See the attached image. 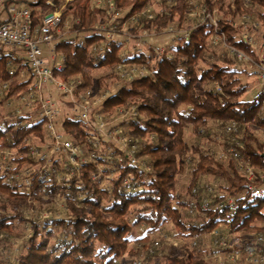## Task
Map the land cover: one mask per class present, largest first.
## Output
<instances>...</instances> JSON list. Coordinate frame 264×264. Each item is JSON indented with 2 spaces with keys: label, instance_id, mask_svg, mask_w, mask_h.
<instances>
[{
  "label": "trees",
  "instance_id": "1",
  "mask_svg": "<svg viewBox=\"0 0 264 264\" xmlns=\"http://www.w3.org/2000/svg\"><path fill=\"white\" fill-rule=\"evenodd\" d=\"M55 1L64 4L62 25L70 16L72 28L80 34L55 43L54 52L60 53L62 60L60 67H52L54 76L64 80L79 78L77 87L92 89L94 94L105 87L107 78L114 77L108 73L94 79L91 71L96 67L111 69L117 63L138 64L146 72L131 81H122L101 101L97 110L94 109L95 113H110L116 107L129 109L128 117L108 128L113 132L112 140L100 138L101 144L109 148L95 157L90 158L92 148L88 144L93 134L90 128L95 126L62 118L64 133L81 147L86 161L73 167L68 182L58 186L66 196L68 214L42 225L30 221L31 234L23 242L15 264H119L117 259L137 255L138 249L144 248L147 257L162 253L158 264H207L199 250L186 245H171L166 252L157 251L159 242L149 236L167 223L184 238H199L208 233L219 236L220 225L233 231L264 233V185L260 181L255 183L263 187L261 194L248 190V181L237 166L239 157L253 167L264 169V143L249 128L255 124L264 129V115L260 113L264 106V84L254 96L243 98L248 85L238 76L240 68L227 53H216L209 44V39L218 35L227 47L256 59L255 49L241 38V26H236V19L240 21L244 15H255L264 27V0H200L202 22L188 27L187 36L179 35L172 54L156 52L158 56L155 57L152 52H145V46L142 52L134 50L131 56L123 57L120 53L123 43L115 38L106 39L105 33L96 28L100 19L108 16L103 6H96L92 0ZM158 2L160 10L147 17L144 11L154 0H114V14H122L114 21L120 27L136 18L142 22L141 27L156 32L175 22L177 27H183L191 7L189 0ZM29 5L32 27L37 24L41 12L53 11L56 7L46 0H35ZM73 39L81 44H73ZM1 51L4 53L0 56V83L9 82V87L0 97V103L28 93L31 87L30 77L18 78V70L9 74L10 67H20L15 51ZM208 83L215 87L201 91L196 88ZM231 121L238 125L237 133L225 130ZM213 124L233 137L225 145L234 147L239 156L229 153V158L218 159L202 148L201 141L209 137ZM187 128L196 139L194 143L185 140ZM241 131L243 137L237 138ZM31 135L37 136L41 148L46 144L48 135L42 119L31 120V114L20 112L0 115V153L5 152H1L5 148L15 149L10 158V162L15 163L0 165V234H12L14 219L26 221L17 212L13 216L7 214V207L15 210L30 199H41L45 193L54 194L55 175L67 174L70 168L66 162L54 161L50 168L54 172L44 173L45 160L30 153L38 146L28 142ZM122 136L130 138L131 142L122 146L119 141ZM135 144L138 146L136 158L146 157L147 167L138 162L125 164L116 160ZM1 157L2 154L0 162L3 161ZM22 165L28 174L19 178ZM189 166L186 192L190 196L185 198L177 191L178 175ZM47 175L50 176L48 180ZM207 175L221 180L223 185L219 189L223 193L204 208L200 195L192 194L195 196L192 202L190 193L201 177ZM24 178L29 184L23 182ZM50 180L53 183L47 184ZM229 197L233 198L230 204L227 203ZM188 211H194L192 218L198 220L193 223L187 220L190 218ZM136 230L141 233L137 234ZM131 243H142V246L134 250L130 248ZM248 244L236 247L245 251ZM0 264L9 263L0 258Z\"/></svg>",
  "mask_w": 264,
  "mask_h": 264
},
{
  "label": "rangeland",
  "instance_id": "2",
  "mask_svg": "<svg viewBox=\"0 0 264 264\" xmlns=\"http://www.w3.org/2000/svg\"><path fill=\"white\" fill-rule=\"evenodd\" d=\"M159 0L155 1L154 3H151L147 9L144 11L146 14H151V16H154L156 12L160 10L159 6ZM190 2L192 5H190ZM200 0H189V5L191 6L186 13L183 27H177L176 22L169 24L166 28H164L160 32H156L154 29H147L144 27H141L142 22H140L138 19L134 18L131 20H128L124 22L120 27H118V22L114 21L115 17L121 16L122 14H114V20L111 23L116 26L114 31H110V33L113 34V38L116 40L122 42V48L120 50V53L123 57L131 56L134 54V43L136 41H143L145 43L144 50L148 53V51L152 52L153 56H158V53H165V54H172L174 51V48L178 42L179 35L181 33H184L187 31L188 27H191L195 24H198L202 22L203 20V14H202V7L201 4L199 5ZM56 5V8H62L61 2H53ZM101 5V4H99ZM196 6V7H195ZM143 12V13H144ZM109 18L106 19L101 18L100 21L97 23L98 26L100 25H106L109 26L108 22ZM211 21L215 22L213 18H211ZM245 22L247 26V35L251 38V45L255 49L257 58L254 59L252 57H249L245 55L244 58H239V53L242 51H235L232 48L227 47L223 40L218 35H213L209 39L210 49L213 50L216 53H227V55L234 61L236 66L240 68L241 72L238 74L239 78L243 83H246L248 85V89L246 90L245 94L243 95V98H251L254 96L260 87L263 85L260 78H259V68L262 65V58H264V27L261 25L260 21L256 18L255 15L248 16L247 19L240 18V21L238 18L236 19V26H241V24ZM66 24V25H65ZM65 24L61 27V31L68 30V32L65 33L68 37H73L75 35H79L80 33L77 32L74 28H72L73 20L70 16L67 17ZM110 25V27H111ZM135 29V30H132ZM63 36V35H62ZM61 38V37H59ZM58 38V39H59ZM57 39V40H58ZM44 48V46H43ZM43 52L46 53V57H48V65L49 67L56 66L61 63V54L55 53L51 50L49 46H46V48L43 50ZM158 52V53H156ZM119 63L115 64L111 69H107L104 67H96L91 71L92 77L95 79L99 76H104L108 73H112L114 77H109L105 80V87L100 88L98 92L92 93V89H85L80 90L78 87L76 90V98L73 100H77L76 107L81 102V94H84L86 91H90L91 95L88 97L87 101L90 104V116L95 114L94 109L98 108L101 101L104 100V98L109 95V93L115 91L119 85L122 83V81H131V77H127L126 79L121 78L120 71H127L128 76L132 73L130 70L135 67V65H125V68L122 67L121 69H118ZM136 67H141L142 65L136 64ZM133 66V67H132ZM120 70V71H119ZM146 72V70H145ZM20 79H24L25 77H20ZM56 79H61L59 77H56ZM75 77H69L68 79H65V81L70 82H76L79 81V78L74 80ZM129 78V79H128ZM64 80V79H61ZM215 84L208 83L206 85H198L196 88L201 91L204 88H214ZM49 87V88H46ZM49 89V90H47ZM218 90V88H216ZM79 92V93H78ZM43 94L47 97H50L53 102L58 106L60 110V117L59 122L57 123V130L61 133H63L65 138H69L66 136L62 129L61 120L62 117L67 114L68 112H71V109L74 107V103L72 100H70L69 97H64L62 94L57 91L52 85H46L43 90ZM43 95V96H44ZM79 95V96H78ZM66 98V99H64ZM128 107H116L114 108L110 113H98L100 116L101 121L104 123V132L105 130H108V128L111 127L112 124L116 123L117 121L121 120L122 118L128 117ZM97 110V109H95ZM28 113L31 114V120H35L39 117V105L37 104V101L29 96L25 95L24 99H21L20 96H16L14 99H10L6 101H3L0 103V115H7L12 113ZM261 115H264V106L260 110ZM62 116V117H61ZM95 123V122H94ZM213 127L212 130H210L209 137L205 140H202V148L204 150H208L211 153H214V155L219 158H229L231 155L229 154V149L232 147L226 146L225 143H227L231 138H233L231 135H229L227 132H224L221 128L218 129L214 124L211 125ZM211 127V128H212ZM250 130L255 135V137L260 141L264 143V129L261 127H258L257 125H249ZM44 130H46L44 128ZM43 131V130H42ZM43 135L45 136V133L43 131ZM127 135V134H126ZM185 140L188 143H194L196 139L194 138V135L191 133L190 129L187 128L185 130ZM234 136V135H233ZM243 137V132H239L237 138ZM70 139V138H69ZM105 140L110 139L108 135L104 136ZM112 140V139H110ZM48 141V140H47ZM46 141V142H47ZM28 142L32 144V146L40 145L37 141V136L31 135L28 138ZM50 142V141H49ZM108 142V141H106ZM128 143L131 142V139L128 138ZM117 143V142H115ZM121 144V143H120ZM105 149L109 148V145L104 146ZM125 148V147H124ZM129 150H132L134 152V155L136 153V150L138 149V146L135 144L134 147H129ZM128 149V148H127ZM5 151V152H2ZM15 149H7L1 150L2 153L0 155H4L5 158H2L3 161L0 162V165L6 166L10 165L15 162H10V158L12 154L14 153ZM13 152V153H12ZM46 152V151H45ZM127 152V150H126ZM49 153V152H48ZM239 156V153H238ZM234 157V156H233ZM237 166L239 171L242 173V175L245 177L244 167H250L253 170L264 172V169L253 167L246 162H244L241 158L237 157ZM138 163L141 164L143 167L146 166V157H137ZM1 161V160H0ZM25 165H22L20 168V172L18 173L19 178H23L28 172H25L26 167ZM46 168H51L49 164L45 166ZM189 168H186V170L178 175V185L177 191H181L183 196L185 198H189L188 192H186V185L188 184L189 180ZM24 169V170H23ZM23 170L24 173H21ZM30 172V171H29ZM49 175L52 174V171L47 173ZM70 174H64V173H57L55 175L56 177V186H55V193L54 194H43L41 199H30L25 205H20L15 210H13L10 206L7 207L5 212L9 215H14L16 212L21 214L23 218L26 219L24 222H20L17 219H14L13 226H12V234L6 235V234H0V258L4 260V262H8L9 264H15L17 255L22 251V244L23 242L30 236L31 234V224L30 221H35L38 224L42 225L46 221L58 218L62 216H66L68 214L67 207H66V196L62 193L60 187L68 182V179L70 178ZM19 178H17L19 180ZM50 178V176L47 175V180ZM246 178V177H245ZM221 180L219 181L218 178L212 175H207L204 177H201V180L197 185L193 187L191 190V197L192 202H195V196L192 194L200 195L201 203L203 204V207L205 208L206 204H209L215 196H219L222 194V189H219L221 185ZM53 183L51 180L47 182V184ZM103 183V182H102ZM240 196L243 195V193L239 194ZM233 198H228L227 203H232ZM190 218H186L187 220H190V222H195L198 220L197 217L192 218L194 216V211L190 212L188 211ZM257 225L263 224L262 222H256ZM219 236H213L210 233L204 234L199 236V238H184L179 236L171 223H167L162 226V228L159 231L153 232L149 237L153 241H158L159 244L156 246V250L160 252H166L169 246H181L186 245L190 248L197 249L201 252V255L206 260L207 264H248L246 257L248 256L244 249L236 247L237 245H245L247 243H250L248 245H259L263 246L262 244H259L254 235H256V232H246V231H233L230 230L229 227L220 225L219 227ZM56 229V228H54ZM136 233H141L139 230H136ZM217 240L223 241V244L216 242ZM53 241V240H51ZM149 242L146 241V245ZM154 245L156 244L153 242ZM264 243V242H263ZM246 245L245 248L248 246ZM142 243H136L130 244V248H133L134 250L136 248H141ZM217 249L218 252L214 253L211 250ZM144 249H138L139 253L137 255L133 256H127L124 255L121 259H117V262H120L119 264H158L161 260L160 257H162V253H159V256L156 255L155 257H147L144 254ZM234 252H238V255H234ZM161 254V255H160ZM234 258V260H232Z\"/></svg>",
  "mask_w": 264,
  "mask_h": 264
},
{
  "label": "built area",
  "instance_id": "3",
  "mask_svg": "<svg viewBox=\"0 0 264 264\" xmlns=\"http://www.w3.org/2000/svg\"><path fill=\"white\" fill-rule=\"evenodd\" d=\"M35 0H0V56L2 53L1 50H12L15 51V58L19 60V68L10 67L9 74L13 75L16 70H18V75L25 78H31V87L30 91L26 94H21L20 98L24 99L25 95H29L33 97L37 104L39 105V117L36 119L43 120V126L46 129L48 135V141L46 144L42 146L32 148L30 153L33 155H39L40 158L44 159L46 165L54 161L57 163H68L70 168L68 169V173L71 175L73 173V167L77 166L80 162H85L86 159L82 157V149L78 144L72 142V139L65 138L63 133L57 130V123L59 122L60 110L58 106L51 100L50 97H47L43 94L44 87L46 85H52L57 91H59L64 97H71L70 100L74 103V107L71 109V112L65 114L62 118H73L76 120H80L86 123L88 126L95 128H90L91 132H93L92 136L88 139V144L92 148L90 158L95 157L100 152L104 150V145L101 144L100 138L108 135V137H113V132L110 130H105L104 132V123L100 119V115L95 113L92 118L90 116V104L87 99L91 95L90 91L84 92L81 94L82 96L79 98L81 102L77 104V100H73L76 98V88L79 81L67 82L65 80L56 79L52 68L48 65V59L45 57L43 52V46H49L52 51H54L55 43L58 41L59 37L65 35L68 30L61 31L62 25L61 20V8H56L53 11H45L41 12L38 16L37 24L32 27V13L29 2ZM66 2L69 0H65ZM52 6H55L53 0H46ZM93 4L96 6H103L106 9L109 18V24L114 20V0H92ZM101 4V5H99ZM191 5V2H190ZM64 4L62 5V7ZM196 7V6H195ZM203 11V10H202ZM117 14V13H116ZM147 17H151V14H146ZM247 19V16H242L243 19ZM213 24L216 23L213 21ZM66 25V24H65ZM108 26L100 25L96 28L99 31H103L105 33V37L108 40L113 39V34L110 31H114L116 26L114 24L111 25L110 29ZM241 38L247 43H251V38L247 35V26L245 22L241 24ZM188 33L184 32V36H187ZM134 43V50L137 53L143 51V47L145 43L138 39ZM79 40L73 39L72 43L76 44ZM239 58H244L245 54L243 52H238ZM262 65L259 68V78L264 84V58H262ZM126 64L119 63L117 68L121 69L125 68ZM129 65V64H128ZM130 72L131 75L128 76L127 71H120V76L123 79L127 80V77H131L132 79L137 76H142L145 74V68L143 66L136 67V64ZM133 67V66H132ZM129 79V78H128ZM9 87V82L0 83V97L3 95V92L6 91ZM79 93V92H78ZM44 95V96H43ZM66 99V98H64ZM19 113V112H18ZM95 122V123H94ZM225 130L227 132H238V125L235 121H231L226 125ZM128 138L122 136L119 141L122 146L127 145ZM50 141V142H49ZM237 143V142H236ZM130 147H134L131 145ZM127 149L125 155H118L116 160L119 163H127V164H135L137 162L136 156L132 150ZM46 151V152H45ZM49 152V153H48ZM229 153L237 157L238 152L234 147L229 149ZM2 158H5L2 155ZM45 168V169H44ZM43 168V172H54V170L50 168ZM245 172L244 175L248 181V190L253 192L254 194H261L263 191V187L256 186V182L260 181L264 185V172H259L253 170L250 167H244ZM0 169L2 167L0 166ZM25 184H29V180L27 178L23 179ZM259 244L264 246V233L261 231L256 232L254 235ZM223 244V241L217 240ZM263 246L259 247H249L245 248V253L248 255L246 257L247 263L249 264H264V250ZM212 252L216 253L218 250L212 249ZM234 255H238V252H234ZM234 260V258H232ZM223 264V263H220ZM234 264V263H232Z\"/></svg>",
  "mask_w": 264,
  "mask_h": 264
},
{
  "label": "crops",
  "instance_id": "4",
  "mask_svg": "<svg viewBox=\"0 0 264 264\" xmlns=\"http://www.w3.org/2000/svg\"><path fill=\"white\" fill-rule=\"evenodd\" d=\"M66 37H68L67 35H63L61 38H59L58 40H60V39H62V38H66ZM46 48V46H44V48H43V50ZM47 53V52H46ZM46 53L44 52V55H45V57H46ZM56 53V52H55ZM47 59H48V57H46ZM61 60H62V57H61ZM61 66V63L60 64H58V65H56V67H60ZM54 67V66H53ZM46 88H49V87H46ZM47 90H49V89H47Z\"/></svg>",
  "mask_w": 264,
  "mask_h": 264
}]
</instances>
